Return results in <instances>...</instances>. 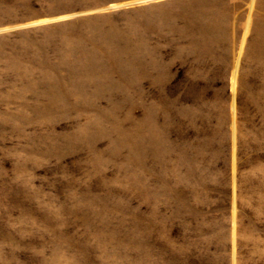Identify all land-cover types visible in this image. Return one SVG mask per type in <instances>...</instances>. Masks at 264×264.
Listing matches in <instances>:
<instances>
[{
	"label": "rangeland",
	"instance_id": "374dc122",
	"mask_svg": "<svg viewBox=\"0 0 264 264\" xmlns=\"http://www.w3.org/2000/svg\"><path fill=\"white\" fill-rule=\"evenodd\" d=\"M0 264H264V0H0Z\"/></svg>",
	"mask_w": 264,
	"mask_h": 264
}]
</instances>
